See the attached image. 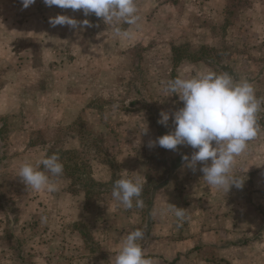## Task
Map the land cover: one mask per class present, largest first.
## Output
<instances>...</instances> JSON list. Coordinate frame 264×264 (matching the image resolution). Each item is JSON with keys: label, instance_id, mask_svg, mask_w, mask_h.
<instances>
[{"label": "crops", "instance_id": "obj_1", "mask_svg": "<svg viewBox=\"0 0 264 264\" xmlns=\"http://www.w3.org/2000/svg\"><path fill=\"white\" fill-rule=\"evenodd\" d=\"M136 4L139 25L121 22L119 26L123 30L133 33L130 39H124L115 34L112 25L94 13L85 16L83 10L48 7L43 0H36L30 8L37 13L30 14L28 8H23L21 0H0V104L14 111L18 108L10 116L12 118L20 119L23 113L35 111L34 117L40 121L39 127L25 125L9 134L27 136L47 127L43 119H47L48 114L41 115L45 113L43 106L33 105L45 101L49 93L47 80L26 77L28 72L36 70L37 75L40 71L51 72L57 78L58 73H62L61 67L67 68V75L71 69L78 70L80 77L72 95L69 80L57 82L64 90V101L68 104L71 100L72 104L95 101L113 104L117 101L113 99L117 91L124 90L122 95L126 96H138V91L133 93L134 88L139 89L144 84L139 78L123 79L126 71H147L153 67L160 70V64L154 66L157 58L163 63V70L170 67L171 71L172 48L178 39L187 38L190 47H193V40L202 46L189 48L187 57L179 59L174 67L177 76H189L207 69L228 72L236 81L247 79L254 85L257 97L264 98V0H136ZM178 6H184L182 10L185 8V11L177 12V16L174 13ZM57 15H67L78 22L88 20L91 26L53 27L49 19ZM189 18L196 20L194 26ZM179 19L182 23L178 28ZM204 22L207 25L210 22L209 32L208 27H200ZM90 28L93 35L88 33ZM209 43L212 46H203ZM54 54L61 58L47 62V56ZM71 55L78 57L77 64L74 59L71 64ZM152 55L153 58L148 59ZM58 59L63 63L60 64ZM97 62L100 77L92 80L88 73H92L91 65L95 67ZM80 65L83 70H79ZM24 74L26 76L19 80ZM24 104L30 108L26 109ZM1 113L0 116L6 115ZM79 115L76 112L73 117ZM63 117L71 119V109ZM258 123V136L235 158L232 169L233 177L244 180L242 187L233 185L226 193L209 186L201 168L210 165L211 160L198 162L193 170L183 159L172 177L165 176L152 196L150 220L142 226L145 232L142 247L153 264H264V104L258 113ZM5 149H9V145ZM194 151L190 147L186 152L189 161ZM19 157H23V162L29 160L27 156ZM130 160L122 163L121 168L128 169L130 165L135 168L136 160ZM6 166L3 165L0 177ZM99 176L95 177L100 181L107 180ZM169 203L186 209V219L182 223L168 210ZM143 213L136 209L134 215ZM118 235L117 240L100 243L101 251H104L99 253L101 264H114L122 238L126 236L125 233ZM67 248L72 249L68 244ZM40 255L36 256L43 260L45 254Z\"/></svg>", "mask_w": 264, "mask_h": 264}, {"label": "rangeland", "instance_id": "obj_2", "mask_svg": "<svg viewBox=\"0 0 264 264\" xmlns=\"http://www.w3.org/2000/svg\"><path fill=\"white\" fill-rule=\"evenodd\" d=\"M30 7L27 13H37V10ZM183 7H175L174 15L177 12L184 13ZM179 18L182 19L180 16ZM180 19L177 22L178 28L182 23ZM189 20L194 26L196 20ZM200 27H208V32L211 29L210 22L208 25L204 22ZM88 33L93 35V29L90 28ZM204 38L210 39L206 36ZM186 39H178L172 48L171 71L170 67L163 70V63L158 58L154 66L160 64V70L153 67L147 71H126L123 79L139 78L144 84L139 89L134 88L133 93L138 91V96H126L122 95L125 94L124 90L117 91L113 96L117 101L113 104L97 101L72 104V98L69 104L64 101V90L57 82L69 80L72 95L80 77L78 70L71 69L67 75V68L61 67L62 73H58L57 78L51 72L40 71L37 75L36 70L28 72V76H19V80L25 76L47 80L49 93L45 101L41 100L40 105H33H42L45 113L41 115L48 114L51 117L47 115V119H43L47 127L40 132L33 131L27 136L9 134L25 125L39 127L40 121L34 117L35 111L23 113L20 119L12 118L10 116L18 108L14 111L9 106L7 109L0 104L1 114H6L0 116V171L3 170V165H7L0 177V264H101L99 253L104 251H101L103 246L100 243L117 240L119 233L127 235L137 228L143 230L144 222L151 217L149 209L154 192L159 189L165 176L174 175L179 161L183 160L190 149V146L179 145L176 150H170L160 147L158 143L149 147V142H156L158 137L174 130L172 114L183 107L178 94L169 96L163 88L168 80L177 77L174 67L179 59L186 56L188 49L202 46L193 40V47H190ZM203 46L212 45L209 43ZM55 57L61 58L54 54L47 56L46 61L53 62ZM203 57L210 61L206 54ZM34 58L39 60L38 56ZM70 58L71 64L73 59L76 64L79 62L77 56L71 55ZM149 58L152 59L153 55ZM42 60L43 58L39 64ZM58 61L63 63L61 59ZM33 64L36 65L35 62ZM98 65V62L95 67L91 65L92 73H88V69L86 71L92 80L100 77ZM79 70H83V65H80ZM33 91L35 93L36 89ZM19 92L17 88V93ZM24 106L26 109L30 108L28 105ZM69 109L72 117L65 119L63 114ZM162 111L169 113L167 126L158 123ZM76 112L80 115L74 118L73 114ZM8 145L9 149H5ZM54 153L59 154L64 165L61 176L52 177L49 174L50 179L56 183L57 190L49 193L27 188L18 177V170L24 161L19 156H27L28 161L35 164ZM130 159L136 160V167L132 168L133 165H130L128 169L121 168L122 163H127ZM9 161L11 163L8 165ZM142 164L146 166L143 167ZM99 175L107 180H98L96 177ZM121 178H138L143 183L140 197L144 202L143 208L135 207L134 201L133 208L126 209L113 198L114 183ZM136 209H141L144 213L134 215ZM67 244L72 249L67 248ZM37 254H41L40 257L45 254L44 257L49 260H41L37 258Z\"/></svg>", "mask_w": 264, "mask_h": 264}, {"label": "clouds", "instance_id": "obj_3", "mask_svg": "<svg viewBox=\"0 0 264 264\" xmlns=\"http://www.w3.org/2000/svg\"><path fill=\"white\" fill-rule=\"evenodd\" d=\"M36 0H21L23 8H28ZM48 6L63 9L83 10L85 16L94 13L102 17L106 24L113 26L118 37L130 39V30H123L122 23L138 26L140 16L136 0H43ZM49 23L68 25L75 29L91 24L88 20L78 22L67 15H57L49 19ZM163 91L169 96L178 94L183 107L175 111L173 116L174 130L158 137L155 146L176 150L179 145H187L195 149L188 167L195 170L198 162L211 160L210 165L201 168L203 178L209 186L224 190L226 193L235 185L240 188L244 180L231 175L235 158L244 153L249 141L255 139L260 132L258 113L264 98L257 97L254 85L247 79L234 80L228 72L217 73L211 69L196 71L189 76L178 75L165 83ZM158 123L167 126L169 113L161 112ZM146 132V129L144 130ZM41 165L43 170H41ZM64 165L59 154L54 153L33 164L25 161L18 170V177L33 191L55 192L57 185L50 179L63 174ZM143 183L138 178H121L115 181L112 196L126 209L143 208L141 197ZM179 223L186 219V209L169 203V209ZM145 232L139 228L129 232L122 238L114 264H153L151 258L145 256L142 241Z\"/></svg>", "mask_w": 264, "mask_h": 264}]
</instances>
